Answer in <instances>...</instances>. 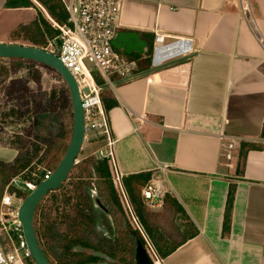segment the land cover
Returning a JSON list of instances; mask_svg holds the SVG:
<instances>
[{
    "label": "crops",
    "instance_id": "1",
    "mask_svg": "<svg viewBox=\"0 0 264 264\" xmlns=\"http://www.w3.org/2000/svg\"><path fill=\"white\" fill-rule=\"evenodd\" d=\"M8 3L0 0V42L18 43L13 32L37 9ZM122 3L123 30L138 31L149 50L131 78L108 85L119 102L105 107L114 182L150 172V180L171 191L162 207L147 210L169 220L168 195L184 209L173 218L176 228L165 227L173 236L168 243L181 244L164 257L156 254L155 264H264V0ZM157 32L166 42L188 38L190 48L154 67ZM233 137L239 141L228 161L225 146ZM87 138L82 158L107 148L101 131ZM17 154L0 145V162L12 163ZM231 188L230 229L223 234Z\"/></svg>",
    "mask_w": 264,
    "mask_h": 264
},
{
    "label": "trees",
    "instance_id": "2",
    "mask_svg": "<svg viewBox=\"0 0 264 264\" xmlns=\"http://www.w3.org/2000/svg\"><path fill=\"white\" fill-rule=\"evenodd\" d=\"M36 1L45 8L48 16L38 9L37 15L31 22L20 25L13 32L14 37L28 41L31 45L40 48L47 47L49 42H54L56 45L60 44L58 39L60 29L57 25L66 24L69 17L63 1ZM8 4L10 6H36L33 0H9ZM119 51L129 59L142 57L137 54L128 55L122 50ZM27 61L32 62L30 60ZM145 62L146 65H149L150 58L147 57ZM32 63L36 64V62ZM142 63L143 61L140 62V67L143 66ZM92 74L98 85L103 86L106 83L105 79L97 71H93ZM102 97L107 109L119 104L110 90L102 89ZM64 133V130L60 132V139H63ZM34 139L37 140V135ZM0 145L18 150V154L12 163L0 162L2 169L8 170L9 174L15 175L26 169L34 172L38 166H42L46 162H52L53 165H56L60 161L56 148L52 149V153L49 152L46 157L41 158L39 153L43 149L42 146L37 141H34L32 143V146H34L33 150L29 151L26 145H23L22 138L19 135L14 137L13 142H8L5 136L0 133ZM54 145L57 146V142ZM8 178V175L2 176L4 185L8 183ZM150 179V172L130 174L122 178V185L135 215L152 240L157 253L164 257L181 243H168V239L170 240L173 237L172 232H168L165 226L157 220L155 213L147 210L143 202L141 189ZM94 181H96L97 186L93 188L91 184ZM92 189L98 191V196L109 209L115 230L108 216L93 206V200L89 193ZM13 190L22 194V190L11 188V191ZM119 191L120 187L114 183L111 161L106 157L99 158L96 155H89L75 164L60 189L49 192L44 198V202L46 201V204L47 202L49 204L43 205L41 202L38 205L34 224L41 246L54 264H96L100 259L90 253L92 249L108 254L118 263L136 264L133 258L135 246L131 236L137 234L139 240L144 245L146 243L137 229L123 225L125 215ZM233 197L234 189L231 188L225 210L223 234L228 233L230 229V212ZM165 205H168L171 209L168 214V221L176 228L173 218L177 213L184 212V209L178 200L170 195L166 197ZM97 222L104 225L113 235V238L101 236L98 243H94L90 237H98L99 233L96 231ZM196 234L197 232L195 231L192 236ZM78 245L86 247L87 250L82 252L75 250ZM151 264L155 263L151 260Z\"/></svg>",
    "mask_w": 264,
    "mask_h": 264
},
{
    "label": "built area",
    "instance_id": "3",
    "mask_svg": "<svg viewBox=\"0 0 264 264\" xmlns=\"http://www.w3.org/2000/svg\"><path fill=\"white\" fill-rule=\"evenodd\" d=\"M62 1L69 17L66 24L57 25L60 29L58 36L60 44L49 42V47L44 49L55 53L78 83L85 116V139L89 133L101 131L108 150L99 149L96 156L106 157L113 162L114 139L103 102V88L96 83L92 72H99L108 84L113 85L114 78L129 79L139 68L140 59H129L112 45L115 35L123 30L121 21L123 3L122 0ZM165 36L160 32L155 35L150 54L154 67L163 65L171 57L187 53L190 48L191 42L188 38H175L173 41L166 42ZM86 62L91 64V68L86 65ZM238 141L239 137H233L225 146L224 156L228 161L233 158V150L238 145ZM78 162L79 159H77ZM232 165L231 162L228 163L229 167ZM42 169L46 170L43 175H41ZM52 170V168L38 166L36 171L32 172L33 176L30 179L14 176L8 185L22 190L21 192L26 195L34 190L39 182L48 178ZM120 186L132 212L128 195L122 184ZM8 189L1 198L0 264H35L18 218L19 206L24 196H21L19 191H8ZM169 191L171 189L166 188L162 180H150L141 191L145 206L151 210L162 207Z\"/></svg>",
    "mask_w": 264,
    "mask_h": 264
},
{
    "label": "rangeland",
    "instance_id": "4",
    "mask_svg": "<svg viewBox=\"0 0 264 264\" xmlns=\"http://www.w3.org/2000/svg\"><path fill=\"white\" fill-rule=\"evenodd\" d=\"M34 2L36 9L42 10L48 16L45 8L38 1L35 0ZM12 40L17 41L18 44L31 45L30 42L17 39L14 35ZM47 47H49V44ZM86 65L91 68L89 62H86ZM0 69V133H2V136H5L8 142H13L14 137L19 135L22 138L23 145H26L29 151L33 150L34 146H32V143L37 141L43 148L39 153L41 158L46 157L49 152L52 153L53 148H56L58 157L61 159L68 146L73 124L71 99L66 84L53 69L39 63L33 64L27 60L18 59L10 63L7 60L0 59ZM108 85L106 82L103 88L107 90ZM62 130L65 133L63 134V139H60L59 135ZM91 134L89 133L88 137ZM36 135L37 140L34 139ZM87 141L88 138L85 139L84 143ZM55 142H57V146L54 145ZM104 149L108 150V148ZM84 153L83 144L78 156L79 160L82 159ZM56 165H53L52 162H46L42 166L54 169ZM5 171L0 166V201L8 188V191L14 188L8 185L14 176H19L23 179H30L33 176L28 169L15 175L9 174L8 170ZM5 175H8L9 178L8 183L4 185L2 176L4 177ZM94 182V185L91 184L93 188L97 186L96 181ZM115 184L120 187L119 195L125 215L123 225L131 226L140 232V235L145 240V246L150 251L151 260L155 263L157 261L156 254L158 253L152 240L139 222L133 208L132 212L130 211L121 186L118 183ZM93 191L98 194V191L93 189L89 191L90 195L94 193ZM20 195L25 197L24 193ZM41 204L47 205L49 203L47 202L46 204V201H42ZM155 215L157 220L165 227L170 225L169 221L166 220V213H155ZM109 220L113 225V218L111 217ZM112 227L115 230V226L113 225ZM96 231L99 233L98 237H90L94 243H98L101 236L113 238V235L100 222L96 223ZM131 237L133 245L136 246L139 236L133 234Z\"/></svg>",
    "mask_w": 264,
    "mask_h": 264
},
{
    "label": "water",
    "instance_id": "5",
    "mask_svg": "<svg viewBox=\"0 0 264 264\" xmlns=\"http://www.w3.org/2000/svg\"><path fill=\"white\" fill-rule=\"evenodd\" d=\"M112 45L114 48L122 50L128 55L136 53L142 56L149 50L148 41L143 39L141 34L135 30L119 31L113 38ZM0 58L30 60L53 69L66 84L70 94L73 124L68 146L49 177L39 182L37 187L23 198L18 210V218L21 222L23 235L33 261L35 264H54L41 246L36 233L34 218L38 205L49 192L60 189L67 180L83 148L85 141V116L79 86L75 77L62 63L60 58L55 53L44 48L18 43L0 42ZM45 171V169H42L41 175ZM92 200L97 209L111 218L109 209L97 193H93ZM75 250L82 252L86 251L87 248L78 245L75 247ZM90 253L102 260L98 264H121L116 262L113 257L101 251L92 249ZM133 258L136 264H151L150 251L141 240H138L136 243Z\"/></svg>",
    "mask_w": 264,
    "mask_h": 264
},
{
    "label": "flooded vegetation",
    "instance_id": "6",
    "mask_svg": "<svg viewBox=\"0 0 264 264\" xmlns=\"http://www.w3.org/2000/svg\"><path fill=\"white\" fill-rule=\"evenodd\" d=\"M94 192V191H93ZM95 193V192H94ZM93 195V194H92ZM92 195H91V197H92ZM108 218H110V217H108ZM104 253V252H103ZM108 255V254H107ZM100 259V258H99ZM102 260L100 259L96 264H98L99 262H101Z\"/></svg>",
    "mask_w": 264,
    "mask_h": 264
},
{
    "label": "bare ground",
    "instance_id": "7",
    "mask_svg": "<svg viewBox=\"0 0 264 264\" xmlns=\"http://www.w3.org/2000/svg\"><path fill=\"white\" fill-rule=\"evenodd\" d=\"M159 262V261H158Z\"/></svg>",
    "mask_w": 264,
    "mask_h": 264
}]
</instances>
